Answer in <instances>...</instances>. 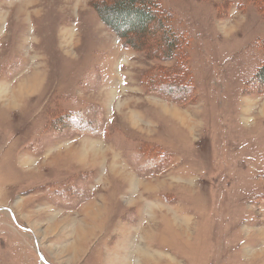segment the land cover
Instances as JSON below:
<instances>
[{
  "label": "rangeland",
  "instance_id": "1",
  "mask_svg": "<svg viewBox=\"0 0 264 264\" xmlns=\"http://www.w3.org/2000/svg\"><path fill=\"white\" fill-rule=\"evenodd\" d=\"M100 1L0 0V264H264V0Z\"/></svg>",
  "mask_w": 264,
  "mask_h": 264
},
{
  "label": "trees",
  "instance_id": "2",
  "mask_svg": "<svg viewBox=\"0 0 264 264\" xmlns=\"http://www.w3.org/2000/svg\"><path fill=\"white\" fill-rule=\"evenodd\" d=\"M95 7L105 25L130 45L134 36L142 39L161 31L165 35L164 42L173 50L176 36L180 37L171 28L170 15L162 9L159 0H101Z\"/></svg>",
  "mask_w": 264,
  "mask_h": 264
},
{
  "label": "bare ground",
  "instance_id": "3",
  "mask_svg": "<svg viewBox=\"0 0 264 264\" xmlns=\"http://www.w3.org/2000/svg\"><path fill=\"white\" fill-rule=\"evenodd\" d=\"M38 77H39V75L37 73H34L31 76H29V78H27L25 80H22L23 82L20 85V92H27V93L33 92L35 87L38 85V82H39ZM13 90H9V89H6L3 86H0V98H5L7 100H10L12 102V104H14V102H15L14 101V96L15 95L13 94L14 93ZM81 156H83V155L81 154ZM83 235H84V233L81 234V235H78V236L84 237ZM75 247H76V245H75Z\"/></svg>",
  "mask_w": 264,
  "mask_h": 264
}]
</instances>
